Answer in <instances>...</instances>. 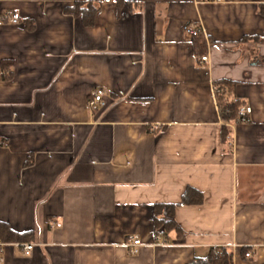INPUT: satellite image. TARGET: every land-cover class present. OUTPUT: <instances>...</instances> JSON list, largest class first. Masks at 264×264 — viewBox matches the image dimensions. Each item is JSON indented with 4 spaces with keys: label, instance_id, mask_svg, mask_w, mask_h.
Wrapping results in <instances>:
<instances>
[{
    "label": "crops",
    "instance_id": "1",
    "mask_svg": "<svg viewBox=\"0 0 264 264\" xmlns=\"http://www.w3.org/2000/svg\"><path fill=\"white\" fill-rule=\"evenodd\" d=\"M84 1L91 25L71 12ZM262 4L0 0V224L34 244L8 241L0 264H189L222 246L233 264H264ZM220 82L252 108L246 121L223 120ZM98 86L105 105L91 109ZM188 188L201 204H180ZM160 203L179 204L183 237L157 242Z\"/></svg>",
    "mask_w": 264,
    "mask_h": 264
},
{
    "label": "trees",
    "instance_id": "2",
    "mask_svg": "<svg viewBox=\"0 0 264 264\" xmlns=\"http://www.w3.org/2000/svg\"><path fill=\"white\" fill-rule=\"evenodd\" d=\"M98 10V7L92 1L77 2L71 12L75 15L82 16L86 25L93 24L94 16ZM261 13L264 15V4L261 5ZM255 41L263 40L264 34L262 36H254ZM222 88H228L227 82H220L215 85L217 103L221 107L222 118L226 122H234L237 120V114L244 102L240 99L231 98V93L222 92ZM230 133L229 127L227 125L223 126L222 139L226 141ZM203 194L193 188H188L183 194L182 201L180 204L191 205V204H201L203 202ZM179 204H167L160 203L154 205L155 214V232L156 234H162L166 237L169 236L171 232H176L179 238L184 236V230L177 222L175 211ZM33 232L18 233L9 228L6 224H0V236L6 241H19L26 242L32 238ZM244 254L248 251L244 248ZM234 263V252L228 247H212L209 254L206 257L196 258L193 262L189 264H233Z\"/></svg>",
    "mask_w": 264,
    "mask_h": 264
},
{
    "label": "built area",
    "instance_id": "3",
    "mask_svg": "<svg viewBox=\"0 0 264 264\" xmlns=\"http://www.w3.org/2000/svg\"><path fill=\"white\" fill-rule=\"evenodd\" d=\"M212 1H217L220 2L222 0H212ZM20 18V15L18 13H15L11 16V20L13 22H18ZM183 32L184 34H186L187 36H189L192 39H195L197 37H200L202 35H205V31L203 30V28L201 27V25L194 23V22H187L184 24L183 26ZM201 63H206L209 61V55H203L201 57ZM227 88H222L221 90V94L222 92H226ZM216 92V90H215ZM106 94V88L103 86H98L96 87L93 92L92 95L89 99V106L91 107V109H98V107L100 106H104L105 105V101H104V96ZM217 98V97H216ZM218 104V103H217ZM219 106V105H218ZM219 110L222 116V112H221V107L219 106ZM252 112V108L250 106H242L237 114V120L235 121V123L237 122H244L247 120L249 114H251ZM3 144L2 140L0 139V146ZM230 145H233V142H230ZM156 240L157 242H161V243H165V239H163L161 237V234H157L156 236ZM141 243L140 239H134L132 240L128 245H129V251L131 253H137L138 252V248L137 245H139ZM10 242L4 240L1 236H0V263L3 262V257L2 254L5 251V248L7 247V245H9ZM23 250L25 255H29L33 248H34V244L33 243H29V242H25V243H17ZM246 257H251L252 254L250 252H247L245 254Z\"/></svg>",
    "mask_w": 264,
    "mask_h": 264
}]
</instances>
